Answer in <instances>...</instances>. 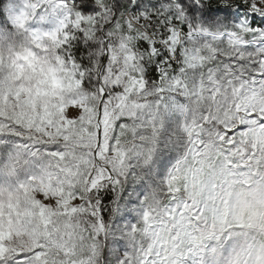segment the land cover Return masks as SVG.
I'll return each instance as SVG.
<instances>
[{"label": "snow or ice", "instance_id": "obj_1", "mask_svg": "<svg viewBox=\"0 0 264 264\" xmlns=\"http://www.w3.org/2000/svg\"><path fill=\"white\" fill-rule=\"evenodd\" d=\"M101 259L264 264V0H0V264Z\"/></svg>", "mask_w": 264, "mask_h": 264}, {"label": "clouds", "instance_id": "obj_2", "mask_svg": "<svg viewBox=\"0 0 264 264\" xmlns=\"http://www.w3.org/2000/svg\"><path fill=\"white\" fill-rule=\"evenodd\" d=\"M205 43H207V42H205ZM215 44H216L215 50L212 51V52L206 53V55L204 57L203 63L205 65L206 64H212L213 62L219 64L221 62L222 58L226 57L229 54L227 46L224 43L216 41ZM184 47H187L189 49H191L192 47H196L197 48V55H199L200 52L204 51V44L200 43L199 41H195V40L186 42L184 44ZM217 53H219V55H217ZM202 71H203V67L200 68L199 72L197 71V69L195 67H193L192 71L187 74L188 80L189 81H191L192 79H197L198 80L199 74ZM70 115L76 116L77 115L76 110H73L70 113ZM84 219L87 220L88 218L85 217ZM100 264H104L102 259L100 261Z\"/></svg>", "mask_w": 264, "mask_h": 264}]
</instances>
